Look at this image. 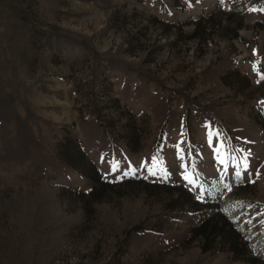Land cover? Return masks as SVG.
<instances>
[{
	"label": "rangeland",
	"instance_id": "1",
	"mask_svg": "<svg viewBox=\"0 0 264 264\" xmlns=\"http://www.w3.org/2000/svg\"><path fill=\"white\" fill-rule=\"evenodd\" d=\"M263 122L264 0H0V264H264Z\"/></svg>",
	"mask_w": 264,
	"mask_h": 264
},
{
	"label": "trees",
	"instance_id": "2",
	"mask_svg": "<svg viewBox=\"0 0 264 264\" xmlns=\"http://www.w3.org/2000/svg\"><path fill=\"white\" fill-rule=\"evenodd\" d=\"M208 37V32H205V30L199 32L197 26H195L192 34L190 35V38L195 40L198 45L206 42L209 39ZM60 151H62L58 155L60 163L76 176H81L88 180V183L91 186L90 194L92 197H95V199H97V197H101L103 192L106 191L107 179H105L98 171L94 162L87 157V154L81 147L80 142L67 139L66 144L60 146ZM172 189L173 188L170 187L168 189V193L173 194L171 195L172 197L174 196V198L168 202L167 208L169 210L174 211L175 209H183L186 206L201 205L200 202L198 203L193 199V194L185 189L182 184H179L175 188V191H172ZM208 224V220L204 221L196 229L198 230V235H202V237H204L203 243L208 236L213 239L221 238L223 241L226 239L224 222L220 221L218 223ZM231 251H235V253L239 252L235 244H232Z\"/></svg>",
	"mask_w": 264,
	"mask_h": 264
},
{
	"label": "snow or ice",
	"instance_id": "3",
	"mask_svg": "<svg viewBox=\"0 0 264 264\" xmlns=\"http://www.w3.org/2000/svg\"><path fill=\"white\" fill-rule=\"evenodd\" d=\"M221 163H223V161H221ZM148 171H149V173H150L151 175H156V173H155L154 171H152V169H148ZM184 179H185V180H188L189 183H192L191 178H190L189 175L186 174L185 177H184Z\"/></svg>",
	"mask_w": 264,
	"mask_h": 264
}]
</instances>
